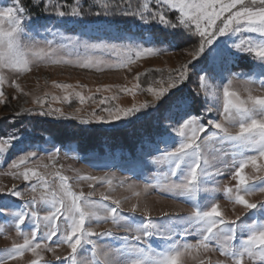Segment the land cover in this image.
<instances>
[{"label":"snow or ice","instance_id":"snow-or-ice-1","mask_svg":"<svg viewBox=\"0 0 264 264\" xmlns=\"http://www.w3.org/2000/svg\"><path fill=\"white\" fill-rule=\"evenodd\" d=\"M149 2L144 0L141 7L133 9L130 0H95L96 6L85 10L80 0H74V6L65 10L62 0H43V12L49 18L32 21L30 16L26 18L21 15L26 13V9L19 6L20 0H15L17 6L0 8V70L28 72L33 62L47 61L104 71V61L96 59L97 54L117 57L115 62L107 65L109 69L130 68L143 58L160 55L161 49L152 38L145 46V43L133 37L113 34L118 25L112 18L136 17L143 24L156 21L172 29L175 45L189 46L187 54L191 60L176 72L170 71L167 76L155 70L159 78L153 77L152 84L143 89L138 74L135 77L137 83L132 88H121L120 91L135 95L134 90L140 89L154 97L155 101L167 97L155 112L146 113L158 128L157 138L149 137L140 146L142 152L149 149L145 164L166 166L163 172L165 181L161 187L159 180H146L144 187L147 190L155 183L171 198L190 203V215L165 214L168 216L166 220L154 221L150 216L137 220L133 216L123 215L121 201L110 195L101 193V199L96 201L92 199L95 192L76 193L69 184V178L59 173L56 176L59 189L51 190L54 181L50 183L45 175L29 167L34 162L33 158L39 160L34 145L19 143L21 139L15 133H9L0 139V153L11 148L14 140L18 141L12 148L17 158L10 164V169L18 171H9L8 174L26 181L30 194L43 188L47 195H41L39 200L33 195L20 203L24 190L17 189L15 185L7 190L0 188V218L14 223L18 233L26 221L32 225L30 235L24 237L23 243H13L12 248L0 253V264H10L29 251L38 257L32 264H40L43 257L38 250H54V247L61 245L71 249V256L65 258V264H87L77 259L78 248L84 246H89L87 250L93 257L99 252L102 260L96 259L95 264H183L184 257L201 250L218 251L232 264H244L246 256L250 260L259 257L260 264H264V201L258 204L246 198L258 192L264 193V176L245 174L249 166L257 173L264 169V95H254L250 87L257 84L264 89V0H151L157 5L155 11L149 7ZM169 11L174 13L172 21L166 19ZM68 25L78 29V33L68 36L60 31ZM42 31L52 37L47 39L45 36L43 46L37 40ZM221 38L226 39L218 43ZM209 49L212 55L208 65L194 71V62ZM61 50H67V56L58 55ZM167 50L174 51V45L169 44ZM234 53L255 57L259 72L233 71ZM193 77L197 84L194 93L178 87L192 83ZM224 78L227 84L223 86L222 106L212 104L208 99L207 82ZM234 79L241 81L246 96L230 90ZM3 83L4 78L0 76V86ZM55 86L65 91L72 87L69 84ZM16 87L19 88V85ZM108 90V87L98 88L97 92ZM169 90L173 91L169 94ZM3 95V91H0V96ZM75 96L80 104L93 99L79 92ZM199 96L204 98L202 108L198 107ZM117 98L113 95L98 100L99 104L108 105L101 108V112L107 115L93 112L91 118L65 116L59 109L45 108V101L41 99L35 101L40 106L35 114L79 119L81 124L126 121L121 124V127H126L132 122L131 117L150 107L145 103L140 107L121 108L113 103ZM63 100L68 101L69 96L65 95ZM151 107H155V102ZM214 109L216 118L206 115ZM79 111L77 108L76 112ZM208 141L214 142V159L219 162L212 168H209L204 155ZM230 155L231 162L223 159ZM22 166L24 170L19 171ZM229 166L233 169L230 178L235 179L237 185L235 188L227 187L226 192L234 204L242 205L251 213L245 220L239 216L234 220L226 219L209 188V178L213 172L221 176L223 169ZM80 179L102 185L112 184L110 179L97 176ZM255 181L260 183L256 184ZM201 194H206L203 200L200 199ZM38 203L46 206L47 214L42 217L35 207ZM137 208L138 205H134L132 212ZM101 209L104 210L103 214ZM109 220L131 235L116 236L111 230H94L93 223L99 225ZM41 221L45 223L46 231L38 238ZM192 235L197 237L195 244L187 239ZM54 238V247L50 249L48 242H53ZM152 239H157L158 245L154 246ZM201 264L204 262L201 261Z\"/></svg>","mask_w":264,"mask_h":264},{"label":"rangeland","instance_id":"rangeland-1","mask_svg":"<svg viewBox=\"0 0 264 264\" xmlns=\"http://www.w3.org/2000/svg\"><path fill=\"white\" fill-rule=\"evenodd\" d=\"M84 2L85 0H80L81 5ZM136 2L139 3L138 6H142L144 0H136ZM15 6H17L15 0H0V8ZM149 7L153 11L157 10V5L151 3V0L149 2ZM167 13L173 12L169 11ZM167 13L166 19L169 17ZM21 15L28 18L25 13ZM36 20L43 21L45 19H34L32 21ZM60 31L64 32L65 35L74 36L79 30L74 29L72 25H68L66 29H60ZM113 34H119L123 37H133L136 40L143 42L138 34L137 36L133 34H124L117 30ZM45 36H47V39H52L51 35L42 31L40 36L37 37L41 46L44 44ZM224 39L226 38H221V41H218V43H222ZM143 43H145V46L148 45V42ZM158 48L161 49L160 55L143 58L131 65L130 68L118 70L109 69L107 67L108 64L115 62L117 57L111 55L101 56L99 54L96 55V59L104 61V71H97L94 68H80L73 64H51L47 61L33 62L31 64V70L28 72H19L11 69L0 70V76L4 78V83L0 86V91H3L4 93L3 96H0V139L6 137L9 133H15V130H12L13 128L8 126V122L11 121L12 118L22 117L27 114L36 115L35 112L40 107L35 102L37 99L45 101V108L51 107L53 109H59L65 116L75 115L80 118H91L90 114L93 112L100 115H107L106 113L101 112V108L108 105H101L98 103V100L102 97L113 95L118 97L113 103L121 108L127 109L133 107V105L140 107L145 103L150 105L149 108L142 109L141 112L136 114V116L131 117L130 119L132 122L137 119V116H144L148 112H155L156 108H158L160 104L163 103L164 99L167 98L166 96L162 97L160 101H155L154 97L140 89L134 90L135 95L126 94L121 92L120 89L132 88L133 85L137 83L135 77L138 74L141 77L140 84L143 89L152 84L153 77L157 79L159 78V73L155 70H160L165 76H167L170 71L176 72L183 64L191 60V57L187 54L189 46L174 51H168V48L163 46ZM58 55L67 56V50H61ZM211 55L212 50L209 49V51L198 61L194 62L196 65L194 71H199L201 68L207 66ZM232 70L240 73L251 72L255 74L259 72V66L255 57L252 55L234 53ZM189 74L190 76L192 75L191 69ZM57 84H69L72 85V87L65 91L62 88L56 87L55 85ZM226 84V78L222 80H208V99L212 104L222 106L223 86ZM16 85H19V88H17ZM105 87H108L109 90L97 92L98 88L104 89ZM178 87L185 89L188 93H194L197 89L195 77H193V82L188 83L187 86L180 85ZM250 87L252 88L254 95H264V89H261L259 85L252 84ZM230 90L239 91L242 96L247 95V92L244 90L239 79L233 80ZM171 91L173 90H169V94ZM76 92L83 94L85 97L92 96L93 99L86 100L84 104H80L78 98L75 96ZM65 95L69 96L68 101L63 100ZM53 97H59L60 99L53 100ZM197 100L200 101L198 107L200 106L202 108L204 98L199 96L197 97ZM153 102H155V107H151ZM77 108L80 109L78 113L76 112ZM206 115L216 118L217 112L214 109L213 112ZM49 117L58 118L56 116ZM73 120L80 121L79 119ZM125 123L126 121H119L113 124L93 122L89 125L114 129L121 127V124ZM152 124H155L154 121H152ZM177 139L179 138L177 137ZM161 147H163V145H161ZM12 148H14L13 142L11 148L0 153V188L7 190L15 185L17 189L24 190L25 194L20 203L31 199L33 195H35L38 200L41 195H47L43 188H39L35 193L30 194L27 190L26 181L22 178H15L8 174L9 171H18L16 169H10L12 160L17 158L16 155H13ZM34 148L37 150L39 160L33 158L34 162L30 163L29 167H32L42 175H45L50 183L54 181L51 190L59 189V181L56 178L57 173H59L60 175H65L69 178V184L72 187V190L76 193L83 192L88 194L90 192H95L96 194L92 199L96 201L101 199V193L110 195L112 198L121 201L120 208L123 215L133 216L137 220H142L145 216H150L154 221H160L162 219L166 220L168 216H186L191 213L192 208L190 203H186L179 198H171L169 193L160 190L155 183H153V186L145 190L144 184L146 180H159L161 182V187H163L165 181V177L163 176V172L166 170L165 165L145 164V155L149 149H145L146 151L144 152L140 151L137 159L120 162L107 153L103 155L94 154L83 156L79 155L76 150L62 153L60 152L61 150L59 147L52 143H45L43 145L34 144ZM214 148L215 145L213 141H208L206 143L204 155L208 160L209 168H212L213 165L219 163L214 159V156L216 155ZM55 149H59V151H55ZM107 151L108 150H106V152ZM223 159L231 162L232 156L230 155ZM23 170L22 166L19 171ZM232 171L233 169L229 166L228 168L223 169L224 174L221 176H216L215 172H213V176L209 178V188L215 202L220 205V210L226 219L234 220L239 216L242 220H245L251 215V213L244 209L242 205L234 204L232 200L229 199L226 192L227 187L235 188L237 185V181L230 178ZM245 174L248 176H264V169L257 173L252 166H249L245 169ZM84 176H97L103 179H110L112 184L111 186L107 184L102 185L98 182H89L80 179ZM255 183L259 184L260 182L255 181ZM137 193H139V195H137ZM205 195L206 194H201L200 199L203 200ZM246 198L249 202L259 204L264 201V193L258 192L255 195ZM11 199L15 200L16 198ZM108 203H110V201ZM134 205H138V208L135 212H132ZM35 207L41 217L47 214L46 206L44 204L38 203ZM100 212L103 214L104 210L101 209ZM165 214H168V216H165ZM57 223L59 224L60 222L58 221ZM21 228L22 231L18 233L14 223L6 222L4 218H0V253L5 249L12 248L13 243H23L24 237L30 235V230L32 228L31 223L26 221V225L21 226ZM93 228L97 232L111 230L116 236L131 235V233L125 232L117 225L111 223L110 220L107 223H101L99 225L93 223ZM45 231V223L41 221L38 238L39 235ZM187 239L194 244L197 243V237L195 235L189 236ZM151 243L156 246L159 241L157 239H152ZM54 244L55 238L53 242H48L49 248H53ZM88 247L89 246L78 248V261L84 260L87 264H95L96 259L102 260L99 252L93 257L91 252L87 250ZM38 251L40 252V256L43 257L40 264H56L58 262L60 264H65V261L61 263L60 260L71 256V249L68 248L67 245L54 247V250L45 249ZM57 257H60L61 259L57 260ZM36 259H38V257L33 256L29 251L11 261L10 264H32V261ZM201 261H203L204 264H232L230 259L221 255L218 251L204 252L201 250L200 252H193L183 258V264H201ZM244 264H260L259 257L250 260L246 256Z\"/></svg>","mask_w":264,"mask_h":264},{"label":"trees","instance_id":"trees-1","mask_svg":"<svg viewBox=\"0 0 264 264\" xmlns=\"http://www.w3.org/2000/svg\"><path fill=\"white\" fill-rule=\"evenodd\" d=\"M62 2L65 10L74 6V0H62ZM130 3L133 9L141 7L138 6L139 3L136 0H130ZM20 6L25 7V15L27 17L30 16L32 20L49 18L43 12V1L41 0H20ZM82 6L85 10H89L96 6L95 0H85ZM167 14L169 15L168 19L172 21L174 17L173 13ZM51 19H55V17H51ZM112 19L117 22V31L136 36L138 34L143 42H149V38H152L157 43V47L163 46L169 48V44H173L175 50L188 47L185 45H175L172 40L173 34L171 33L173 30L156 21L143 24L136 17L116 16ZM180 30L177 29L176 31ZM181 90L186 92L185 89ZM197 101L200 104V101ZM152 121V119L144 115L139 116V118L129 123L126 127L106 129L99 126L81 124L80 121L73 119L27 114L22 117L12 118L8 122V126L13 128L12 130H15V134L21 139L19 143L22 144L43 145L45 143H52L59 147L62 153L71 152L72 150H76L81 156L103 155L107 153L115 157L117 161L127 162L138 158L143 141L149 137L157 138L158 128L155 124H152ZM16 143L18 141L14 140L13 145L15 146ZM106 150L108 151L106 152ZM60 261L62 263L65 259H61Z\"/></svg>","mask_w":264,"mask_h":264}]
</instances>
